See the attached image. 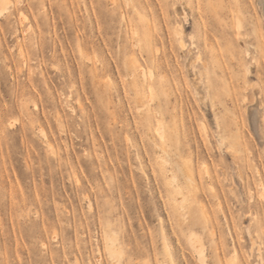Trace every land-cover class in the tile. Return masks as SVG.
Returning <instances> with one entry per match:
<instances>
[{
  "label": "rangeland",
  "instance_id": "rangeland-1",
  "mask_svg": "<svg viewBox=\"0 0 264 264\" xmlns=\"http://www.w3.org/2000/svg\"><path fill=\"white\" fill-rule=\"evenodd\" d=\"M137 21L173 75L150 113ZM164 241L175 264H264L258 0H0V264H171Z\"/></svg>",
  "mask_w": 264,
  "mask_h": 264
},
{
  "label": "bare ground",
  "instance_id": "bare-ground-1",
  "mask_svg": "<svg viewBox=\"0 0 264 264\" xmlns=\"http://www.w3.org/2000/svg\"><path fill=\"white\" fill-rule=\"evenodd\" d=\"M5 1V0H4ZM115 1V0H114ZM138 5V4H136ZM258 5L262 10V14L264 17V0H258ZM4 7V6H3ZM132 9V8H131ZM135 12V11H134ZM202 17V16H201ZM200 17V18H201ZM148 19V18H147ZM149 20V19H148ZM138 22V21H137ZM129 24V23H128ZM133 24V23H132ZM134 25V24H133ZM145 25H147V29H143V24L142 22H138L137 24H135V26H133V28L131 29V48L129 50L130 55H132L129 59L128 62L130 64V70L126 71L127 74L131 75V79L133 84L136 87V100H135V104L142 106L143 108H145V110L143 111H148L147 113H150L149 110L150 106L152 105H157L158 107H160L164 102L162 97L160 96V92H162L163 90L166 89L165 86V81H167V75H169V78L172 81V71L169 70L168 66L170 65V61L168 60V57H166V55L168 54V52H166L167 54H165V50H164V45H161V47H158V42L155 36V31L152 32L151 28H152V24L151 23H146ZM144 25V26H145ZM198 29H199V24L197 25ZM130 30V29H129ZM173 34L174 35H179V31H180V27L176 26L173 30ZM204 32V38L203 40L200 39V37H197V42H196V47L198 48V53H202V52H207L206 50V46H207V37H206V30H203ZM179 45L183 48V40L181 38V40L178 41ZM194 43V42H193ZM169 45V44H168ZM171 47V46H170ZM186 47V46H185ZM172 48V47H171ZM184 49V48H183ZM174 50V49H173ZM125 47L123 45L122 47V54H125ZM136 51L141 52L142 54V58H140L138 55H136ZM170 53V52H169ZM170 55V54H169ZM199 56V55H198ZM197 56V57H198ZM196 57V58H197ZM171 59V58H170ZM126 68L128 67V65L126 64L125 66ZM203 71V70H202ZM205 72H207L206 70H204ZM207 74V73H206ZM160 76H162V78L164 79L166 77L165 80H162L160 78ZM129 77V78H130ZM128 80V79H127ZM210 81H208L207 84L210 85ZM195 90V89H194ZM155 91L157 92V95H155ZM257 91V89H256ZM210 95V93H209ZM211 101H215L216 100V93H212L211 96ZM220 101V100H219ZM164 105V104H163ZM166 105V104H165ZM164 105V106H165ZM136 106V107H137ZM151 106V107H152ZM139 107V106H138ZM149 108L146 110V108ZM143 108H141L140 110H142ZM154 107H152L153 109ZM165 108V107H164ZM155 109V108H154ZM163 108H160V111ZM165 109H163V111L161 112V115H163ZM157 111V110H156ZM159 111V108H158ZM157 111V112H158ZM166 112H168L167 110H165ZM141 112V111H140ZM153 112V111H152ZM155 112V111H154ZM153 112V113H154ZM156 112V113H157ZM159 113V112H158ZM165 113V112H164ZM139 114V113H138ZM141 115L143 114V112L140 113ZM139 114V115H140ZM155 114V113H154ZM166 114V113H165ZM169 114V113H168ZM156 115V114H155ZM158 115V114H157ZM160 115V114H159ZM252 115H253V121H254V125L258 126V120H259V110L256 107H253L252 110ZM149 116V114H148ZM142 117V116H141ZM153 117V116H152ZM159 117V116H158ZM157 117V118H158ZM162 117V116H161ZM155 118V116H154ZM160 118V117H159ZM159 118L157 119L159 121ZM164 119L166 118L163 117ZM162 118V119H163ZM147 119V118H145ZM152 119V118H151ZM155 120V119H154ZM167 120V119H166ZM165 120V122H166ZM161 122V121H160ZM157 122L156 127L155 128V137H157V140L154 141L156 143V145L158 146V148H160L161 150H163V152H165V148L167 147L166 143H167V138L170 139V137H172L169 141L171 142L172 140H178L176 139L177 136H175L173 134V136L170 133V137H168L169 135V130L168 127L164 124V123H160ZM176 122V121H175ZM173 125V129L175 131V129L177 130L178 127L177 125ZM155 123V122H154ZM168 123V121H167ZM170 125V124H169ZM206 125V124H204ZM171 127L169 126V129ZM172 129V128H171ZM172 129V130H173ZM205 129V128H204ZM179 130V129H178ZM222 130V128H221ZM171 131V130H170ZM182 131V130H181ZM205 131V130H204ZM178 132V131H176ZM221 133V132H220ZM206 134V133H205ZM177 135V133H176ZM175 136V137H174ZM231 139V138H230ZM173 143L176 145V143ZM225 141V140H224ZM223 143V142H222ZM172 144V146H174ZM174 148V147H173ZM178 148V147H177ZM167 149V148H166ZM172 149V148H171ZM167 151V150H166ZM168 152V151H167ZM164 162V161H163ZM206 175V174H205ZM209 175V174H208ZM169 176V175H168ZM187 178V177H186ZM190 179V177H188ZM188 180V179H187ZM190 182V181H189ZM203 218H201L202 220ZM200 220V219H199ZM203 222V221H202ZM201 225V224H200ZM205 226H203L204 228ZM192 234V233H190ZM210 234V233H209ZM190 236V235H189ZM188 236V237H189ZM167 241V240H166ZM203 243V242H202ZM165 244V249L168 252L169 255V259L171 264H175L173 262V256L171 254V251L169 250V246L167 244V242L164 241ZM191 246V245H190ZM204 246V245H203ZM193 248V247H192ZM116 250V249H115ZM194 250V248H193ZM197 250V249H195ZM199 251V249H198ZM203 251V250H202ZM116 253L118 254L119 251L115 252L114 256H117ZM202 253V252H201ZM199 255V254H198ZM115 258V257H114ZM199 261L200 258L198 257ZM205 260V259H204ZM203 261V260H202ZM205 262V261H204ZM205 264V263H203Z\"/></svg>",
  "mask_w": 264,
  "mask_h": 264
}]
</instances>
